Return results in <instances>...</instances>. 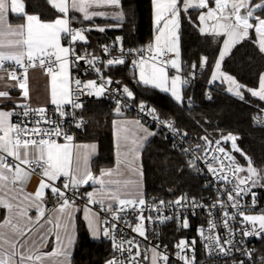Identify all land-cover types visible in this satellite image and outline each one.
<instances>
[{"label":"snow or ice","instance_id":"6c2138e0","mask_svg":"<svg viewBox=\"0 0 264 264\" xmlns=\"http://www.w3.org/2000/svg\"><path fill=\"white\" fill-rule=\"evenodd\" d=\"M47 2L55 8L59 13L63 14L62 17H57L52 22H42L38 15H28L25 12V4L22 0H0V69L3 68L5 61H13L18 68L23 69V78L17 75V69H13L8 72L7 79L11 81H17V85H10V87L18 86L22 89V96L27 98L29 95L28 92V77L27 71L29 67H35L36 62H39L41 67H45L48 75L51 76V102L57 106V111L60 115L66 116L67 113L62 110V105L71 104L73 109H80L83 105L77 102L76 99L71 97L74 94H86L88 96L102 97L106 93H113L120 95L129 99H134L133 92L127 87L124 86L122 89H111L109 85L113 81L109 78L107 80L102 79L98 84L97 81H88L81 88L82 82L77 80L76 91L67 86L66 72H67V57L71 54L75 56V52L72 47H63L60 43L61 34H66L70 37V45L76 41H85L86 37L84 32L90 31L91 29H73L71 27V20L75 17L69 16L70 9H74L80 13H83L84 20H91L93 16L96 15H107L106 13L99 12H89V8L93 4L97 5H109L114 7H121V0H47ZM154 7V23L162 27H158V35L155 37V50L153 52L152 46H149L148 51L153 52L151 57L153 63L151 64V71H145V61L141 52L143 50L138 49H129L125 53L123 47L121 46V57L125 55L138 56V59H133V66L140 68L139 80L138 83L144 85H152L157 88H161L165 92H170L171 97L178 105H182L184 98L182 96L181 88L186 87L190 84L191 79L195 78V70L197 65L194 63L192 66V73L189 78H183L180 75L181 63L179 61V28L181 14L187 15L189 22H192L191 15H189L190 9H201L200 15L197 19L204 26L199 27V32L202 35H212L214 37L224 36L223 45L219 51L218 57L213 64V72L211 79L208 83L211 85L217 80H221L223 83L228 84L227 91L232 95L244 100V90L251 93L254 97H259V99L264 100V73L260 74L259 78V89H247L244 85L237 82V80L222 71V62L225 57L229 55L233 47L239 44L241 41L249 38L250 30H254L257 35V40L254 41L258 45V49L261 53H264V0H259V2L253 3V0H214L215 7H210V0H152ZM206 9V11H203ZM243 10V11H242ZM260 12V15L257 13ZM10 14H15L17 16H23L25 23L12 27L7 24V19ZM127 15H134V13H125L122 8L119 12L115 13L113 18L116 20H123ZM211 21V25L208 22ZM253 21H255L253 23ZM99 31H105L104 28H99ZM5 36L15 37L14 39H9L7 43L4 41ZM117 41H121L120 37H117ZM7 49V50H5ZM104 52H109V47L104 46ZM166 52L175 53L176 58L165 61V63H170L171 67L177 70V75L170 78L169 86V77L165 71V68L159 66L156 63L157 57L164 56ZM55 57L53 61L52 58ZM76 61L85 60L91 66H95V62L99 59L98 57L93 56L91 60H86V57L75 56ZM208 58L202 57L200 60V68L203 69L207 64ZM125 63L124 58H113L107 60L105 67L113 64H123ZM52 64H58L59 70H55L52 67ZM99 71V69H96ZM4 77L0 76V80H3ZM119 84V81H116ZM206 95H208L206 93ZM0 98L6 100H11L9 92L7 90L0 91ZM210 99V95L208 96ZM116 108L114 111L119 115L121 114V108L127 107L121 99H116ZM191 98L188 99V104L191 106ZM18 108H23V115L27 117L30 112H36L41 116V120L45 123H48L50 127L43 128L40 127L41 120L35 121V125L32 128H28L25 123L24 126L20 124H12L9 120L14 114V111H3L0 110V189H3L7 186L8 183L13 185L17 181L22 182L26 176L27 172L24 171L22 165H27L32 167L36 165L37 167L42 168L43 176L48 178V182L41 180L40 185L34 195V198L31 195H26L25 200H31L32 203L25 207L23 210L18 212V215L21 217H27L28 223H38L41 221L42 217L45 216V209L42 207V202L44 198V189L50 188L54 197L58 200H62V203H59L55 211L58 215L55 217V222L51 216L45 221L46 224L53 225L47 229L45 236H42L41 239H46V235L55 234L57 244L60 246V251L57 252V255L63 256L70 264L71 261V250L72 246L75 243V223H74V201H70L66 196L64 190H72L73 195H76V190L87 184L89 181L98 183L101 186V190L98 192H89L87 193L88 203L101 205L102 211H107L111 216L113 221H118L121 219V214L126 213L129 209L136 211L137 209L141 213L138 217V223L132 229L134 232H137L139 236L147 239L145 235V220L153 221V217L148 216L144 217L143 212L146 207V202L141 195L128 199L121 198L124 193H122V188H127L130 182H124L121 184L120 181L108 180L106 181L104 177H111L114 174V170H102L100 177H94L92 172L87 168L84 171H80L77 167L73 169L71 167V160L73 158V153L71 151L72 145L66 143L64 145L56 143L52 137L64 136L66 141H72V137L64 133L59 124H56L53 121H50L43 114L45 112L44 108L40 109H30L27 104L18 103L16 105ZM140 112L147 111L149 115L153 116V119L157 122V126H166L169 131L173 133V136L180 135L179 131L174 127V122L171 120L162 121L159 120L158 116L155 114L153 109L147 108L143 102L138 105ZM264 111V110H261ZM254 122L264 124V119L260 117H254ZM114 125L117 122H113ZM131 124L139 125L142 129L144 135L139 138L138 141H133V147L127 155L132 157L130 163L134 162L138 158L139 149L144 147V144L150 136L155 135L156 133L150 132L148 129L143 128V125L140 124V121H131L127 122ZM83 121H76V127H82ZM123 131V129H121ZM186 137L187 134L185 133ZM14 137V139H13ZM39 137V139H37ZM127 139L126 136L120 137L119 139ZM201 140L205 142L203 151L206 153L204 157L195 155L197 151L201 149V145L197 144L195 148H186L184 149L185 153H192V159L188 162L189 166L196 171H201L196 167L197 161L208 159V155H211V150L209 145L212 141L208 139L207 136L201 137ZM224 140H231L233 144V149L236 151H241L237 145V137L231 133L227 136H222ZM220 141L217 140L216 144L219 145ZM176 145H174L175 147ZM36 148L39 156L37 159H29V148ZM95 150V145L86 146ZM23 151V155L21 152ZM216 151L223 153V148H217ZM6 154V155H4ZM91 152L88 153L90 155ZM241 155H245V158L248 161L247 168H241L240 166L235 167L232 170V176L238 180V183L235 184V187L231 192H228V201L225 202L220 197L221 191H227V188H223L217 193V200L213 203L211 208L208 209L209 215H211L212 209L217 206L225 209L224 211V227L228 230L229 236L233 235V231L229 226V220H235L236 216L239 215L243 217L241 223L245 225L240 231L243 237H260L264 238V214L261 215H245L241 211V205L238 198L246 193H251L253 196V203H255V193L251 192V189L259 185L264 187V169H257L253 166V163L249 157L246 156L243 152ZM8 157H12V163L8 161ZM88 156H85L87 160ZM211 159L216 161L217 156L211 155ZM230 164H235V159L232 156H227ZM79 157L77 156V161ZM42 162V163H41ZM208 171L218 180L223 181L226 184L231 183L229 176L224 171L223 161H220V168L213 167L210 163L208 164ZM247 172V176L240 178L237 174L241 172ZM11 174V175H9ZM118 174V172H117ZM65 178V183L63 189L54 185L60 177ZM115 184L116 187L113 189L109 185ZM105 189H107L105 191ZM235 193V195H233ZM97 196L100 198L97 199ZM15 199V197H13ZM107 201V206L105 203ZM114 202V203H113ZM235 210L232 215H229L227 211L228 205ZM115 205V210L114 209ZM0 206L8 209L9 213L16 211L12 203H10L3 196H0ZM206 207L202 204H199L195 198L191 201L188 200L187 196H182L173 202H168L167 204L164 201H161L159 205H153L152 210L159 213L164 207H175L177 210L185 207ZM35 208L37 211V216L35 217V222L32 221L31 217H28V211L30 208ZM176 218L179 220V217H160V222H165L167 220ZM84 219L88 223V227L91 231L92 237L99 238L101 236V229L99 227V214L92 213L91 209L85 206V216ZM127 223V221H125ZM5 224L11 228L12 232L15 234L16 239H11L7 237L3 232H0V264H35L37 260H40V256L33 258L32 256H25L23 252L19 251L17 244L20 243L22 237H24L26 231H30L28 225L23 227L18 224H14L10 219H6ZM105 226L102 229V235L105 239H110L113 244V248L120 250L121 252L127 251L130 255V260L127 262H121L113 258L112 260L106 261V264H133L136 261V257L141 255L139 250V245L135 244L136 253L135 256H132V246L134 241H124L121 240L119 243L116 242L115 232L117 231V224L111 223L110 227L109 221L105 219ZM251 224V230H248L246 225ZM182 226L188 228L189 224L187 219L183 221ZM216 223L214 220H209V229H215ZM45 224L41 223L40 228H44ZM63 231L64 235L61 236L60 232ZM204 229H198V232L201 235L202 239H206L209 243L205 244V248L209 249L210 253L215 252L220 255L230 256L232 251H239L241 255H247L249 258L252 257V249H240L237 248L235 242L232 238L225 239L221 242L219 236H204ZM243 242V239L241 240ZM26 243V241H25ZM196 241L193 240L191 245L188 241L182 239L176 245L178 249L177 256L184 261V264H195V248ZM8 245L11 251H7L3 246ZM124 244H128V248H124ZM227 245L228 247H225ZM23 244H20V248H23ZM159 246L153 247L150 249L152 252V264H168L169 257L165 253H162L158 250ZM186 251H192L193 255L189 258L185 253ZM145 259L148 257L145 255ZM243 264V262H241Z\"/></svg>","mask_w":264,"mask_h":264},{"label":"trees","instance_id":"16d2710c","mask_svg":"<svg viewBox=\"0 0 264 264\" xmlns=\"http://www.w3.org/2000/svg\"><path fill=\"white\" fill-rule=\"evenodd\" d=\"M23 1L26 13H35L43 19H51L56 15L46 0ZM256 2L259 0H253V3ZM151 5V0H121L119 9L122 8L125 13H134L127 15L123 20L113 18L84 20L77 16L78 19L71 21L73 28L81 29L88 24L91 30L84 32L86 40L79 41L74 47L92 53L99 52L101 46L110 43H122L127 49H147L154 33ZM199 11L200 9L189 10L192 22H189L187 15L181 14L178 35L182 75H190L193 64L197 65L195 78L182 89L184 98L182 105H178L167 93L138 83L136 68L130 67L129 59L123 64L107 67H105L107 61L103 60L99 65V72L102 76L110 78L114 84L119 81V84L127 86L134 94V99L127 98L130 103L139 105L143 102L149 109H153L161 120L173 121L178 130L195 140L202 141L200 138L204 136L208 139L224 140L222 136L231 133L237 137L236 145L241 151L233 149L231 140H225V148L241 168L246 169L248 166L245 155H241L243 152L251 159L254 167L264 169V125L254 122L253 119L261 116L264 102L248 92H244V100H241L227 92L222 84L208 83L222 36L202 35L199 32L197 19ZM99 28H104L105 31L101 32ZM117 37H120L121 41H117ZM254 41V35L250 33L249 38L235 45L222 62V70L232 75L246 88L256 87L264 70V53L259 51ZM202 57L208 58L203 69L199 66ZM91 77L89 73L83 75L85 79ZM189 98L192 101L191 106L188 104ZM81 104L83 107L77 109L76 116L83 120V126L76 131L75 140L93 141L97 144V153L90 159L91 171L94 174L113 162V119L134 114L122 107L121 114L118 115L114 111L116 103L106 100L104 96H92ZM150 128L156 134L144 144L140 154L143 198L166 200L179 196H199L203 192L201 172L189 166L186 155L171 146L161 129L151 126ZM86 188L87 186L78 188V193ZM254 188L264 194V187L257 185ZM186 232L197 236L196 222L192 229ZM164 239L167 241L166 237L162 240ZM260 249L264 251V238L261 239ZM111 255V240L105 239L102 234L99 239L92 240L77 215L72 264H106Z\"/></svg>","mask_w":264,"mask_h":264},{"label":"built area","instance_id":"2783aa9c","mask_svg":"<svg viewBox=\"0 0 264 264\" xmlns=\"http://www.w3.org/2000/svg\"><path fill=\"white\" fill-rule=\"evenodd\" d=\"M73 28V27H72ZM83 29H91L90 25L83 26ZM74 29V28H73ZM87 32V31H86ZM70 37L66 34H63L61 37V43L66 45L67 47H72L75 56H81L86 57V60H91L93 56L98 57L99 59L95 62V66H91L89 63H87L85 60L76 61L74 55L68 56L69 61V69H70V85L71 89L76 91V81L79 80L82 82L81 88H83V85L87 83V79L83 78V75L86 73H89L91 76H93L98 83L101 82L102 79L107 80V77H104L100 74L99 71L96 69L99 68L100 63L105 60L113 59V58H124L126 60H130V67L136 68V66H133L132 61L133 59H138V56H130L125 55L124 57H121V46L123 47L125 53H127V48L124 47L122 43L114 44H106L101 46L100 51L97 53H92L88 50H75L74 45L77 44L79 41H76L70 45L69 43ZM104 46L109 47V52H104L103 48ZM143 50L141 52V55L144 58L151 59L153 53L149 52L148 49H140ZM170 56L169 52H166L164 56L157 57L156 62H160L161 64H166L165 61H167V58ZM52 60H55V57L52 58ZM152 60V59H151ZM36 65H39V62H36ZM56 64H52V67H55ZM41 67V66H40ZM44 70H46L45 67H41ZM6 69L8 72L12 71L13 69H17V75L20 76V78H23V69L18 68V66L15 65V63H11L9 61H5L3 68ZM190 75L184 76V78H189ZM17 82V81H16ZM125 85L124 84H114L112 83L109 85V88L111 89H122ZM92 96H88L86 92L84 94H74L71 98L76 99L77 102L81 103L85 100H88ZM104 98L106 100H110L115 102L116 99H121L124 104L127 105V108L129 109L133 114L134 117L144 122L147 126H151L155 129H161L163 131L164 138L169 141L171 146L179 150L180 152L184 153L188 160L190 161L192 159V153H185L184 149L186 148H195L197 144L201 145V149L195 153V155L204 157L206 153L203 151V147L205 142L202 140H195L191 138L190 136H184V132L178 130L175 126V128L179 131L180 135L173 136V133L168 130L166 126H157V122L153 119L152 115H149L147 111L140 112L138 105H134L128 101L126 97L116 95L113 93H106L104 95ZM30 109H40L35 107H29ZM45 109L44 116L47 117L48 120L55 122L56 124H59L62 131L66 133L68 136H71L73 139L72 141H75L76 131L81 127H76V121L82 120L78 116H76L77 109H73L71 104H67L62 106V110L67 113L66 116H61L60 113L57 111V106H46L43 107ZM148 108V107H147ZM14 111V114L10 117V121L12 124H20L21 126H24V124H27L28 128H32L35 125V121L41 120V116L36 112H30L27 117L23 115L24 109L23 108H14L10 109L9 111ZM261 119H264V111H262ZM159 118V117H158ZM159 120H161L159 118ZM83 121V120H82ZM165 121V120H162ZM168 121V120H166ZM257 123V122H256ZM264 125V124H263ZM40 127L48 128L50 125L48 123H45L43 120H41ZM39 139V137H37ZM56 142L60 141H66L64 136L61 135L59 137H52ZM212 141L211 145H209V148L211 150V155H215L218 157L216 161H213L211 159V155H208V159L204 160L201 159L197 161V167L201 170V174L203 176V192L199 196L189 195L187 196L188 200L191 201L193 198L199 203L206 207H185L182 209L177 210L175 207H164L161 209L159 213L152 210L153 205H159L161 201H164L166 204L168 202H173L177 200L179 197H175L172 199H156L154 197L150 199H144L146 202V205L148 207L145 208L143 212L144 217L151 216L153 217V221L145 220V235L147 239L144 237L139 236L137 232H134L132 229L136 226L138 223L137 217L141 214L139 210L132 211L129 209L126 213L121 214V219L118 221H113L112 216L107 211L101 210V205H96L95 209L97 213L99 214V220L100 224L103 227L105 226L104 221L107 219L109 221V227L111 223L117 224V231L115 232L116 236V242L119 243L121 240L124 241H134V244L132 246V256H135L136 253V247L135 244L139 245V250L141 252V255L136 257V261L133 262V264H147L148 259H145V255L149 257L150 249L156 246H159L158 250L162 253H165L168 255L169 260L168 264H184V261L181 260L177 256L178 249L176 248V245L179 243L180 237H185V240L188 241L189 245H191V242L193 240L196 241L195 248H194V254H195V264H264V251L260 249L261 246V239L260 237H243L241 229L245 227V225H242L241 221L243 217L237 215L235 220H229V226L233 231V235L230 237L228 230L225 229L224 225V211L225 209L217 206L216 208L212 209L211 215H209L208 209L211 208L214 202L217 200V193L223 188H227V191H221L220 197L223 201H228V192H231L233 188L235 187V184L238 183V180H236L232 176V170L240 166L236 161L235 164H231L229 167V160L227 159V156H229V152L225 148L226 141L225 140H219V145L216 144V141L218 139H209ZM217 148H223L224 152L220 153L216 151ZM231 156V155H230ZM37 158H32V160H35ZM220 161H223L224 164V171L229 176V179L232 181L231 183H225L223 181H218L209 171H208V164H212L213 167L220 168ZM42 163V162H41ZM23 167L28 170L29 172L37 175L40 178H44L42 174V168L37 167L36 165H33L32 167H29L27 165H23ZM241 167V166H240ZM240 178H243L244 176H247V172H241L237 174ZM65 183V178L60 177L59 181L57 183H54L56 187H59L61 190L63 189V185ZM66 193V196L69 200L74 202H81L84 203V200L81 198L80 194L78 193V190H76L77 194L73 195L72 190H64ZM251 192L255 193V203H253V196L251 193H246L238 198L241 207V211L245 213V215H250L253 212H263L264 213V194L260 193L259 191L255 190V188L251 189ZM235 195V193H233ZM59 200L58 202H60ZM53 205H48L46 209H49ZM107 204H105V207ZM115 210V205L114 209ZM227 211L229 215H232V213L235 211L231 205L229 204L227 207ZM179 217V220L176 218L167 220L165 222H160V217ZM187 219L189 227L184 228L182 226L183 221ZM212 219L216 223L215 229H209V220ZM127 221V223H125ZM196 222L197 224V236L194 237L191 233L186 232L187 230H191L192 226ZM248 230H251L252 225L247 224L246 225ZM203 228L204 236H219L221 239V242L225 239L232 238L235 242V245L237 248L240 249H252L253 254L252 257L249 258L247 255H241L239 251H232V254L230 256H224L217 254L215 252L210 253L209 249L205 248V244L209 243L208 240L202 239L200 233L198 232V229ZM167 238V241L162 240L163 238ZM243 239V242L241 240ZM112 243V241H111ZM128 244H124V248H128ZM225 247H228L225 245ZM189 258L192 257L193 253L192 251H186L185 253ZM115 258L118 261L121 262H127L130 260V255L127 251L121 252L120 250H116L113 248L112 244V255L110 260ZM162 264V262H161Z\"/></svg>","mask_w":264,"mask_h":264},{"label":"crops","instance_id":"0c3cea01","mask_svg":"<svg viewBox=\"0 0 264 264\" xmlns=\"http://www.w3.org/2000/svg\"><path fill=\"white\" fill-rule=\"evenodd\" d=\"M22 2L24 3L23 0H22ZM46 2H47V0H46ZM211 3L212 2H210V4ZM47 4L50 8H52V10L54 12H56V15L51 19H43V18L39 17L42 22H52L57 17L63 16V14L59 13L48 2H47ZM151 4H152L151 5L152 6V26L154 28V33L152 36L150 46L153 45V47H154L153 52H154L155 43H156L155 37L159 34L157 31V28L162 27L163 25L162 24L159 26L156 25V27H154V7H153L152 0H151ZM212 6L215 7V3ZM93 8L94 7L91 5V7L89 8V12H94ZM70 10H72V11H69V13H71V14H69L70 18L75 17L74 20H76V19H78L77 16H80L82 19H84L82 17V13H80L76 10L73 12V9H70ZM201 11L202 10L200 9L198 16L200 15ZM203 11H206V9H204ZM26 14L37 15L35 13H26ZM95 18H111V17H109L108 15H96V16H93L91 20H93ZM25 22L26 21H25L23 16H17L15 14H10L8 16V19H7V24L12 26V27H16L18 25L24 24ZM211 23H212L211 21L208 22L209 25H211ZM202 26H204V25H202L200 23V21L198 20V29H199V27H202ZM61 36H63V33L61 34ZM14 38L15 37H12V36H5L3 39H4L5 43H7V41L9 39H14ZM61 45L63 47H67L66 45H64L62 43H61ZM221 47L222 46L220 44L219 51H220ZM5 50H7V49H5ZM218 54H219V52H218ZM174 58H176V56L175 55L171 56V54H170V56L167 58V61H170ZM67 59H68V57H67ZM144 61H145V70H150L151 64L153 63V61L149 58H144ZM179 61H180V59H179ZM9 62L14 63L13 61H9ZM156 63L163 65L160 62H156ZM166 64L171 65L170 63H166ZM66 68H67V72H66L67 86L70 88L69 61H68ZM54 69L57 71L59 70L58 64L55 65ZM135 70H136V74H137V77L139 80L140 72H137V67ZM22 71L24 72V70H22ZM212 72H213V68H212L211 73L209 75L208 81L211 79ZM225 73H227V72H225ZM7 74H8V71L6 69H0V76L4 77L3 80H0V91L7 90L9 92L10 97H11V100H6L4 98H0V110L9 111L10 109L18 108V107H16V105L18 103L27 104L29 107H35V108H43L46 106L56 107V105H54L51 102V76L48 75L46 70H44L43 68H41L38 65H36L35 67H29L28 68L27 77H28L29 95L27 98H24L22 96V89H20L18 86L10 87V85H17V82L8 80ZM180 74L182 76L181 70H180ZM215 83H220L224 86L225 90L227 89L226 83H223L221 80H217ZM148 86L154 87L152 85H148ZM154 88H156L162 92H165L161 88H157V87H154ZM182 89H183V86L181 88V92H182ZM244 92L247 93L246 90H244ZM165 93H167L171 97L170 92H165ZM64 105H67V104H64ZM64 105H62V106H64ZM9 120H10V117H9ZM114 121L117 122L116 125H114V123H113ZM131 121H140V124L143 125V128H146L150 132H153V130L149 126H147L144 122H142L141 120L137 119L134 116H119V117L114 118L112 121L113 162L108 167L100 168L97 173H94V174L92 173L94 177H100L102 170H108V169L114 170V174L111 177H104V179L106 181H108V180L120 181L121 184H123L124 182H130L129 186L127 188L121 189L122 193H124V195H122L121 198H128V199L137 197L141 194L143 196V176H142V169H141V163H140V154H141L142 148L139 149V151H138V158L135 159V161L132 163H130V161L132 160V157L130 155H127V154L130 152L131 148L133 147V141H138L139 138L144 135V133H143V131L139 125L127 123V122H131ZM121 129H123V131H121ZM0 135H2V133H0ZM118 136H120V137L126 136L127 139L121 138L118 141ZM151 137L152 136H150L148 138V140ZM13 139H14V137H13ZM56 143L61 144V145H64L66 143H70L73 146L71 149V151L73 153V158L71 160V167L73 169H76L78 167L81 172L84 171L85 168H87L88 170L91 171L90 159H91V157H93L97 153V144L95 142H93V141L81 142V141L75 140V141H70V142L69 141H60V142H56ZM90 145L96 146L94 151H91L90 148L86 147V146H90ZM28 151H29V159L38 158L39 153H38L36 148L30 147ZM89 152H91L90 155H88ZM4 155H6V154H4ZM21 155H23V151L21 152ZM86 155L88 156L87 160H85ZM77 156L79 157L78 161H77ZM7 159L10 163H12V157H8ZM22 168L24 169L25 172L28 173V175L26 176V178L22 182L17 181L15 185L8 183L6 187H4L3 189H0V196H3L10 203H12L14 206V209H16V211L9 213L8 209L0 206V232H3L7 237H10L11 239H16V236L12 232L11 228L5 224L6 219H10L12 223L18 224L21 227L28 225V228L30 229V231H26L24 237L21 238L20 243L17 244V248L19 251L23 252V254L25 256L30 255L33 258H35L36 256H40L41 259L37 260L35 262V264H68V261L63 256L57 255V252L60 251V246L57 244L55 234H48V235H46V239H41V237L45 236V234L47 233V229L50 227H53V225L46 224L45 221L48 219L49 216H51L53 218V222H55V217L58 215V213L55 211V209L57 208L59 203H62V200L60 202H58L59 200L53 196L50 188H46L43 190L44 191V198H43V202H42V207L45 209V216L42 217L40 222L29 224L27 217H21L18 215V212L20 210H23L25 207H27L29 204L32 203L31 200H25L24 197L26 195H31L34 198V195H35V193H36V191L40 185L41 180L43 179V180H45V182H48L47 177L40 178L37 175L26 170L23 167V165H22ZM117 172H118V174H117ZM9 175H11V174H9ZM59 179L60 178H58L56 181H54L52 183H57L59 181ZM83 186H87V188L82 190L81 193H79V194H80L81 198L84 200V203L74 202L75 237H76V217L78 215L79 218L82 220V222H83V224H84V226L88 232L89 237L92 240H97L99 238L94 239L92 237L91 231L88 227V223L84 219V216H85V206L90 208L92 213H97L95 206L100 205V204L99 203L89 204L87 193L98 192L101 190V186H100V184L94 183L93 181H89L87 184L82 185L80 187H83ZM109 187L114 189L116 187V185L111 184V185H109ZM106 190L107 189H105V191ZM13 197H15V199H13ZM99 198L100 197L97 196V199H99ZM105 204H107V201ZM48 205H53V206L50 207L49 209H46V207ZM36 216H37L36 209L34 207L30 208V210L28 211V217H31L32 221L35 222ZM41 223L45 224L44 228H40ZM99 227L101 229V234H102V226L100 224V220H99ZM60 234L63 237V235H64L63 231H61ZM25 241H26V243H25ZM20 244L24 245L23 248H20ZM73 246H72V250H71V255H72V251H73ZM3 247L9 252L11 251V249L8 247V245L5 244ZM151 257H152V252L150 251L147 264H152ZM70 264H72L71 261H70Z\"/></svg>","mask_w":264,"mask_h":264},{"label":"rangeland","instance_id":"374dc122","mask_svg":"<svg viewBox=\"0 0 264 264\" xmlns=\"http://www.w3.org/2000/svg\"><path fill=\"white\" fill-rule=\"evenodd\" d=\"M212 5H214V1L209 5L210 7H213ZM94 8H93V11L94 12H99V13H106L109 17H111V18H113V16H114V14L115 13H117V12H119L120 11V9L118 8V7H114V6H109V5H97V4H93L92 5ZM74 10V9H73ZM75 11V10H74ZM82 17H83V13H82ZM154 27H156V24L154 23ZM250 33H253V35H254V40L256 41L257 40V35H256V33H255V31L254 30H250V32H249V35H250ZM225 39V37L224 36H222V41H221V46L223 45V40ZM258 46V45H257ZM152 48L154 49V47H153V45H152ZM147 49H149V46H148V48ZM153 53V52H152ZM170 54H171V56H173V55H175V53H172V52H170ZM218 57V56H217ZM159 66H162V67H164L165 68V71H166V73H167V75H168V77H169V86H170V78L172 77V76H175V75H177V70L176 69H174V68H172L171 67V65H168V64H163V65H160L159 64ZM146 72H150L151 71V69L150 70H145ZM223 72H225L224 70H222ZM137 72H140V68L139 67H137ZM262 73H264V70L262 71ZM181 75V74H180ZM182 77H183V75H182ZM184 78V77H183ZM260 78V77H259ZM97 81L95 78H93V77H91V78H89V79H87V82L88 81ZM98 83V82H97ZM99 84V83H98ZM226 85H227V88H228V84L226 83ZM259 81H258V84H257V86L256 87H250V88H248V89H253V90H258L259 89ZM226 91H227V89H226ZM228 92V91H227ZM251 94V93H250ZM256 98H258L259 99V97H256ZM261 100V99H260ZM263 102H264V100H262ZM246 172V171H245ZM261 214H264L263 212H253V213H251L250 215H261ZM182 239H184L185 240V237H180L179 238V241L180 240H182Z\"/></svg>","mask_w":264,"mask_h":264},{"label":"bare ground","instance_id":"6f19581e","mask_svg":"<svg viewBox=\"0 0 264 264\" xmlns=\"http://www.w3.org/2000/svg\"><path fill=\"white\" fill-rule=\"evenodd\" d=\"M70 11H72V10H70ZM73 12H74V10H73ZM69 14H71V13H69ZM152 19V18H151ZM71 21H73V19L71 20ZM90 22V21H89ZM73 25V22H72V24H71V26ZM80 26L82 25V24H79ZM84 25V24H83ZM88 25V24H87ZM92 25V24H91ZM78 26V25H77ZM73 27V26H72ZM74 27H76V26H74ZM86 34V33H85ZM62 37V36H61ZM60 43H61V41H60ZM74 49L75 50H78V49H76L75 47H74ZM79 50H81V49H79ZM101 74V73H100ZM93 77V76H92ZM94 78V77H93ZM70 88H71V85H70Z\"/></svg>","mask_w":264,"mask_h":264},{"label":"water","instance_id":"95a60500","mask_svg":"<svg viewBox=\"0 0 264 264\" xmlns=\"http://www.w3.org/2000/svg\"><path fill=\"white\" fill-rule=\"evenodd\" d=\"M243 11V10H242Z\"/></svg>","mask_w":264,"mask_h":264}]
</instances>
